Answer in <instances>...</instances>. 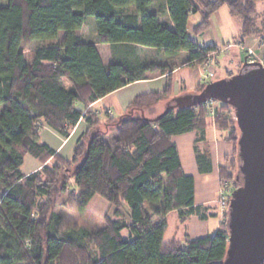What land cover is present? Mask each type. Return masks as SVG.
<instances>
[{
	"label": "trees",
	"instance_id": "1",
	"mask_svg": "<svg viewBox=\"0 0 264 264\" xmlns=\"http://www.w3.org/2000/svg\"><path fill=\"white\" fill-rule=\"evenodd\" d=\"M5 1L0 5V264H224L227 207L211 236L186 239L182 247L163 237L168 213L176 211L185 223L192 216L207 220L217 209L194 205L193 178L182 171L174 136L196 132L198 169L208 173L209 155L199 144L212 122L232 144V153L219 167L221 185H231L232 192L241 182L234 110L209 100L170 109L155 121L135 113L171 100V72L177 65L142 60L138 47L168 58L186 52L187 66H199L219 49L198 45L192 35L208 31L212 16L227 6L241 21V41L254 36L259 32L255 15L260 0H166L173 29L151 10L154 0ZM131 6L133 12H127ZM194 14L200 21L190 34L187 24ZM88 19L95 22V43L111 46L108 65L93 42L75 33ZM123 30L133 44L121 43ZM36 40L47 43L27 56L21 46ZM160 75H166L162 91L136 96L126 114L107 120L111 122L103 123L88 110L129 84ZM209 83L203 81L193 94ZM82 119L88 128L70 159L39 141V124L67 138ZM100 126L106 131L98 130ZM110 129L114 135L107 140ZM91 149L106 156L108 180L92 165ZM26 155L42 165L28 176L20 172ZM82 171L90 173L88 181L78 177ZM71 181L76 190L70 196L66 192ZM63 194L68 196L63 207L80 213L94 197L101 198L107 204L103 227L89 231L56 213Z\"/></svg>",
	"mask_w": 264,
	"mask_h": 264
},
{
	"label": "crops",
	"instance_id": "2",
	"mask_svg": "<svg viewBox=\"0 0 264 264\" xmlns=\"http://www.w3.org/2000/svg\"><path fill=\"white\" fill-rule=\"evenodd\" d=\"M134 7H129L126 11L133 12ZM151 10L159 13L158 20L161 23H165L169 28L173 29V24L168 16L166 0H154L151 5ZM216 15V13H215ZM200 17H193L191 22L190 18L187 24V30L191 34L194 25L199 23ZM91 28V31H85V27ZM211 27V22H210ZM210 28L203 34H200L203 40H196L198 45L207 46L215 45L219 49V40L218 38H213L210 36ZM76 35L84 42H93L95 48L101 57V60L104 64L108 65L111 62V46L106 44L95 43L96 31H95V22L91 19H88L85 25L77 30ZM63 36V32H60L58 39L60 40ZM56 42V41H55ZM54 43V42H53ZM121 43L127 44L131 43L128 39L127 32L123 30ZM133 44V43H131ZM223 45V43H222ZM228 48L230 46H227ZM139 55L142 60L147 59V56L154 53L158 61L162 63H175L176 67L171 72L172 79V97L180 95L183 91L190 92L194 91L198 85L203 83L204 73L201 72L200 67H189L187 66L188 55L186 52L180 53L178 56L173 58H168L164 56L161 52H158L154 49L138 47ZM240 49V48H239ZM242 49V47H241ZM32 55V54H31ZM246 56V55H245ZM245 59V57H244ZM214 60H212L213 65ZM214 66V65H213ZM218 66V64H217ZM225 75L220 77V79L226 78L230 74H235L237 70L230 65L229 67L233 68L234 71H231V68L227 67ZM215 68V67H214ZM231 69V70H230ZM230 70V71H229ZM217 69L215 68V75ZM166 85V75H160L152 77L147 80L138 81L132 84H129L107 96L98 100L97 102L91 104L88 107L94 115H97L99 119L105 123L108 119L117 118L121 116L128 109L129 104L133 99L142 94H148L153 92L162 91ZM185 88V90H183ZM104 111L105 117L101 118L100 115ZM37 128V134L39 136V141L42 143L43 134L46 131L47 135L51 138V144L48 141H44L43 144H46L52 148L57 154L62 156L64 159H70L74 150V147L80 138V136L87 130V123L82 119L77 125L72 129L71 133L67 138H63L58 135L55 131L49 127L39 124ZM41 130V132H40ZM227 133L221 130H218L212 122L207 126L205 130V141L199 144V147L202 150L206 149L209 155V161L211 164V170L208 173H200L196 161V154L194 151V142L196 138V132H189L174 136L172 142L175 144L180 165L182 171L185 175H189L193 178V202L195 206H207L213 207L216 209V215L207 219L200 220L199 218L192 216L185 223L179 221V217L176 211L168 213L165 217L166 220V230L164 233L165 242H176L177 247L185 246L186 239L194 240L198 238H203L206 236H211L219 228L223 221V216L226 211V207L220 205V195H221V182L219 178V167L223 165L224 158L229 156L232 153V144L226 139ZM66 154V155H64ZM70 154V155H69ZM69 155L70 157H66ZM28 157V155H26ZM23 158V163L20 167L23 168V171L20 170L21 174L28 176L41 168V164L37 160H30L29 158ZM228 193L223 194V201L227 203ZM210 219H217V222L211 224ZM169 225L174 227L172 232H169ZM175 228H178L177 233L175 234Z\"/></svg>",
	"mask_w": 264,
	"mask_h": 264
},
{
	"label": "water",
	"instance_id": "3",
	"mask_svg": "<svg viewBox=\"0 0 264 264\" xmlns=\"http://www.w3.org/2000/svg\"><path fill=\"white\" fill-rule=\"evenodd\" d=\"M209 100L234 110L238 126V170L241 182L227 204L228 246L224 264H264V66L244 64L238 73L209 83L199 94L168 101L163 112L192 107Z\"/></svg>",
	"mask_w": 264,
	"mask_h": 264
},
{
	"label": "rangeland",
	"instance_id": "4",
	"mask_svg": "<svg viewBox=\"0 0 264 264\" xmlns=\"http://www.w3.org/2000/svg\"><path fill=\"white\" fill-rule=\"evenodd\" d=\"M5 4H6L5 0H2V1L0 0V5H5ZM193 17L197 19L199 18V15L198 14L191 15L190 16L191 22L193 21ZM91 20L92 22L94 21V19H91ZM255 24L259 32L255 34L254 36L245 38L241 41L240 39L241 21L237 17L232 16L230 14L229 8L227 6L220 7L218 11L216 12V15L214 14L212 16L209 34L213 38L217 37L220 42H219V52L214 53L212 55V60H214L213 62L214 66L212 69L213 76L209 78L208 82L213 83V82L218 81L220 77H223L225 75V71H227L225 68L226 64L228 65L227 66L228 68H231L229 66L232 65V67H234V69L237 70L236 73H238L244 64V57L246 58L247 63H261L264 66V0H260L257 3ZM91 28H92L91 26L90 28L88 26V28L85 27L84 30L91 31ZM192 37L195 41L203 40L201 35H198V36L192 35ZM46 43L47 42L36 40V41L29 43L28 45H22L21 49L24 50L27 56H30L36 48ZM100 44L107 45V43H100ZM227 46H230V47L228 48ZM248 49L252 50L253 54L248 55ZM244 50L247 51V56H245ZM150 54L152 55L147 56V59H145V61L157 60L153 58V57H156L154 53H150ZM214 67L217 69L216 75H215ZM231 69H230L231 71H234L233 68ZM200 70L201 72L204 73L203 74L204 79H206L208 74L205 71H203V69L200 68ZM183 90H185V88ZM183 94H193V91H190V92L183 91V93L180 95H183ZM180 95L172 97L171 101ZM165 104L166 102L165 103L163 102L161 104L157 103L149 108L147 107L145 109L141 108L140 110H137V111L135 110L136 111L135 113H141L142 116H145L147 118H153L161 114L164 111L163 107ZM211 105L214 106L215 103L214 102L210 103L209 106ZM100 112H102L100 117L104 118L105 117L104 111L101 110ZM126 112L127 110H125V112H122V113L126 114ZM109 121L111 122V120ZM98 130H100L101 132L106 131L104 130L103 126H100ZM235 133L238 136L239 134L238 130H236ZM107 135L108 136H104V138L107 140H109L114 135L111 129L109 130ZM42 139H46V140H41L42 143L44 141H48V143L52 145L50 141L51 138L47 135L46 131L44 132ZM85 140L87 142L88 137ZM91 153L93 154V157H92L93 159L91 161L92 165H94L96 169L97 168L99 169L100 177H102L103 180L105 181L108 180L109 174L107 172L106 156H104L102 152L97 149H91ZM69 155H67L66 157H70ZM26 158H29L32 161L35 160L29 155L28 157L26 156ZM47 164L50 165L51 162L48 161ZM20 170L23 171V168H21ZM78 177L80 178V180L88 181L90 177V173L88 171H82L79 173ZM75 190H76V187L74 186L73 181H71L67 188L66 194L71 196V193H72V195H75V192H74ZM66 194H63L57 198L56 206L54 208V211L56 213H58L59 215L69 219L70 221L76 223L78 226L83 227L89 231L94 232L103 227L104 225L103 215L107 211V204L103 200H101V198L97 196L94 197L88 205L89 207L88 210L80 213V212L73 211V210L72 211L67 210L63 207V203L68 197ZM148 214L150 218H152V214L149 210H148ZM152 220H154V218H152ZM210 220H211V224H213V222H217V219H210ZM173 228L174 227L169 225L168 231L172 232ZM177 231H178V228H175V234L177 233Z\"/></svg>",
	"mask_w": 264,
	"mask_h": 264
},
{
	"label": "built area",
	"instance_id": "5",
	"mask_svg": "<svg viewBox=\"0 0 264 264\" xmlns=\"http://www.w3.org/2000/svg\"><path fill=\"white\" fill-rule=\"evenodd\" d=\"M253 54L252 53V50H249L248 49V55H251ZM254 62V61H252ZM199 67L201 69H203V71H205L208 76L206 79L204 80H209V78H211L213 76V65H212V56H210L205 62H203L201 65H199ZM231 189H232V186L231 185H228V184H224L222 185L221 187V195H220V205L224 206V207H227V203H225V201H223V194L225 193H228L230 194L231 192ZM228 201V200H227Z\"/></svg>",
	"mask_w": 264,
	"mask_h": 264
}]
</instances>
